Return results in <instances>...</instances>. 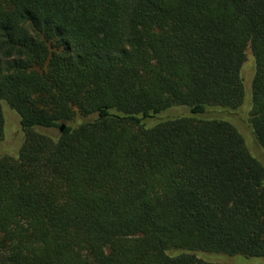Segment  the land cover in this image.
Returning a JSON list of instances; mask_svg holds the SVG:
<instances>
[{"label": "trees", "instance_id": "trees-1", "mask_svg": "<svg viewBox=\"0 0 264 264\" xmlns=\"http://www.w3.org/2000/svg\"><path fill=\"white\" fill-rule=\"evenodd\" d=\"M9 3L0 264H264V0Z\"/></svg>", "mask_w": 264, "mask_h": 264}, {"label": "rangeland", "instance_id": "rangeland-1", "mask_svg": "<svg viewBox=\"0 0 264 264\" xmlns=\"http://www.w3.org/2000/svg\"><path fill=\"white\" fill-rule=\"evenodd\" d=\"M0 4L5 9H11L9 0H0ZM248 59H250V53L247 52ZM4 117H5V137L2 143L0 144V153L9 152L15 149L18 140L21 135L18 127V117L12 112L8 107L3 106Z\"/></svg>", "mask_w": 264, "mask_h": 264}, {"label": "water", "instance_id": "water-1", "mask_svg": "<svg viewBox=\"0 0 264 264\" xmlns=\"http://www.w3.org/2000/svg\"><path fill=\"white\" fill-rule=\"evenodd\" d=\"M62 129H63V125L60 126V131H62Z\"/></svg>", "mask_w": 264, "mask_h": 264}]
</instances>
